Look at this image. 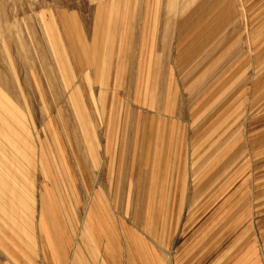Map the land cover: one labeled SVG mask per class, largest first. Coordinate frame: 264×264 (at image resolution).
<instances>
[{
    "label": "rangeland",
    "instance_id": "obj_1",
    "mask_svg": "<svg viewBox=\"0 0 264 264\" xmlns=\"http://www.w3.org/2000/svg\"><path fill=\"white\" fill-rule=\"evenodd\" d=\"M248 234L264 0H0V264H203Z\"/></svg>",
    "mask_w": 264,
    "mask_h": 264
},
{
    "label": "crops",
    "instance_id": "obj_2",
    "mask_svg": "<svg viewBox=\"0 0 264 264\" xmlns=\"http://www.w3.org/2000/svg\"><path fill=\"white\" fill-rule=\"evenodd\" d=\"M98 243L95 241L93 245L100 261L103 264H110L113 259L111 246L105 245L104 251L101 252L98 249L100 248ZM92 257L95 259L93 252ZM95 262H97L96 259ZM203 264H264V242H259L256 237L250 234L239 236L233 242L221 243L214 252L206 254Z\"/></svg>",
    "mask_w": 264,
    "mask_h": 264
},
{
    "label": "bare ground",
    "instance_id": "obj_3",
    "mask_svg": "<svg viewBox=\"0 0 264 264\" xmlns=\"http://www.w3.org/2000/svg\"><path fill=\"white\" fill-rule=\"evenodd\" d=\"M93 255H94V257H95V259L97 260V262L99 263V264H103L102 263V261L100 262V259H99V255H98V253H97V251L95 250V247H94V245H93ZM102 255V254H101ZM93 258V257H92Z\"/></svg>",
    "mask_w": 264,
    "mask_h": 264
}]
</instances>
